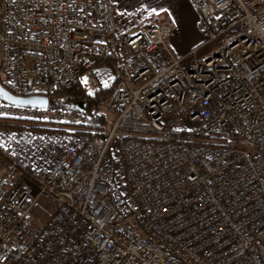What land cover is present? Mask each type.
<instances>
[{
	"label": "built area",
	"instance_id": "2783aa9c",
	"mask_svg": "<svg viewBox=\"0 0 264 264\" xmlns=\"http://www.w3.org/2000/svg\"><path fill=\"white\" fill-rule=\"evenodd\" d=\"M191 2L203 42L176 57L173 22L121 32L110 0H0V86L48 100L0 95L26 129L0 136V264H264V0ZM104 65L113 122L54 106ZM111 150L143 231L119 212Z\"/></svg>",
	"mask_w": 264,
	"mask_h": 264
},
{
	"label": "crops",
	"instance_id": "0c3cea01",
	"mask_svg": "<svg viewBox=\"0 0 264 264\" xmlns=\"http://www.w3.org/2000/svg\"><path fill=\"white\" fill-rule=\"evenodd\" d=\"M116 7V21L121 32L138 28L139 24L150 20L173 22L174 29L169 46L176 57H182L199 47L203 37L199 29V15L194 10L191 0H110ZM153 62L157 70L163 69L168 61L161 52L153 55ZM100 66L97 69L102 73L107 68ZM101 85L102 82H101ZM6 165L0 159V187Z\"/></svg>",
	"mask_w": 264,
	"mask_h": 264
},
{
	"label": "trees",
	"instance_id": "16d2710c",
	"mask_svg": "<svg viewBox=\"0 0 264 264\" xmlns=\"http://www.w3.org/2000/svg\"><path fill=\"white\" fill-rule=\"evenodd\" d=\"M118 87L119 82L115 80L109 88L99 89L95 94H90L86 89V84L79 80L73 87L57 93L53 104L56 107L67 108L73 103H86L87 114L96 120L97 127H106L110 122H108L106 113L101 111V105L108 100L113 103ZM4 125L7 124L1 126L5 127ZM107 161L111 163L110 178L114 188V196L118 200L120 214L124 215L126 219H133L134 227L143 231V217L127 184L123 160L115 150H111L107 156Z\"/></svg>",
	"mask_w": 264,
	"mask_h": 264
},
{
	"label": "rangeland",
	"instance_id": "374dc122",
	"mask_svg": "<svg viewBox=\"0 0 264 264\" xmlns=\"http://www.w3.org/2000/svg\"><path fill=\"white\" fill-rule=\"evenodd\" d=\"M151 21L153 23L165 22L164 19H160L159 21L150 20L149 22H151ZM146 25H148L147 22H145L143 24H139L138 28H135L133 30L141 29V28L145 27ZM210 55H211V50H210V48H207L206 50H204L201 53L200 57H201V59H205V58L209 57ZM104 68H107V69L105 71H103L102 73L98 72L97 80L95 79L94 81H91L87 75L82 76V81L84 82V84H86V89L90 94H95L96 91H98L99 89L104 90L106 88H109L114 83L115 78H116L114 70L109 65H106ZM96 73H97V71H96ZM101 82L103 85H101ZM110 105H112V103L108 100L106 103L101 105V111L106 113L107 118H108V122L111 123L114 121L116 116L113 112L110 111ZM2 124H10V122L0 120V136L2 134H4V132L7 130H9V131L17 130L19 132L26 131L25 128H15L14 126H11V124L10 125H4L5 127H3V126H1ZM30 131L32 133H36V134L39 132V130L36 128H32ZM65 139L66 138L58 139L57 145H62L65 142L64 141ZM68 139H70V138H68Z\"/></svg>",
	"mask_w": 264,
	"mask_h": 264
},
{
	"label": "water",
	"instance_id": "95a60500",
	"mask_svg": "<svg viewBox=\"0 0 264 264\" xmlns=\"http://www.w3.org/2000/svg\"><path fill=\"white\" fill-rule=\"evenodd\" d=\"M0 95L2 99L9 104L24 106V107H45L48 104V100L43 97H30V98H18L5 91L0 86ZM71 108L76 109L82 113H87L86 103H73L70 105Z\"/></svg>",
	"mask_w": 264,
	"mask_h": 264
}]
</instances>
